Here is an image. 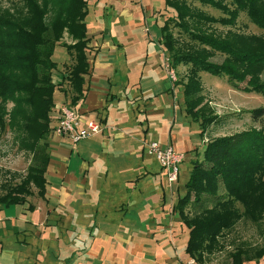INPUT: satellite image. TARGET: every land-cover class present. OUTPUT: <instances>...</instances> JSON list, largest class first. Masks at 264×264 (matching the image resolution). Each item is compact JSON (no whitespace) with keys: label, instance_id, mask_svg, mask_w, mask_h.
Listing matches in <instances>:
<instances>
[{"label":"crops","instance_id":"crops-1","mask_svg":"<svg viewBox=\"0 0 264 264\" xmlns=\"http://www.w3.org/2000/svg\"><path fill=\"white\" fill-rule=\"evenodd\" d=\"M169 9L164 0H86L92 48L85 51L89 69L83 74L84 94L73 105L81 120H98L104 128L74 142L72 152H66V137L49 131L46 185L38 199L47 205L44 218L49 216V223L39 233L35 222H42L43 212L38 206L13 205L23 209L18 218L6 214L10 225L23 235L35 228L36 235L34 241L17 240L9 248L0 243L3 264H26L31 251L38 264H188L179 232L184 223L173 208L176 199L165 191L163 173L157 180L148 176L153 170L142 151L149 130L158 135L168 124L170 132L173 123L189 119L160 66L164 47L159 25ZM119 67L125 72L118 73ZM171 134L173 142L171 135L153 139L169 141L176 151L174 145H182L180 161L190 167L189 137ZM26 212L30 222L21 219Z\"/></svg>","mask_w":264,"mask_h":264},{"label":"trees","instance_id":"trees-1","mask_svg":"<svg viewBox=\"0 0 264 264\" xmlns=\"http://www.w3.org/2000/svg\"><path fill=\"white\" fill-rule=\"evenodd\" d=\"M192 1L217 8L223 15L209 14ZM164 5L173 9L174 15L166 16L159 25V41L168 52L172 69L179 63L186 65L181 88L183 108L197 121L198 132L203 135L218 115L204 101L199 71L225 75L229 82H244L242 91L264 95V34L222 30L213 25H233L241 10L264 28V0H164ZM85 14L86 0H20L12 9L0 5V129L6 125L14 130L17 147L31 157L18 181L2 185L0 206L27 202L31 186L38 196H44L49 160L46 136L55 89L52 53L60 44L72 56L65 78L73 104L84 94L83 74L89 69ZM171 26L177 27V34ZM63 34L69 41L61 40ZM215 52L223 54L220 61L211 59ZM179 80L175 78L173 83ZM248 111L252 117L260 116L264 105ZM201 155V159L191 160L185 191L173 204L188 229L184 250L196 261L222 246L218 237L238 217L255 219L264 214L263 128L249 127L208 138ZM206 195L212 197V203L188 215L184 206L190 201L200 204ZM234 201L241 203L242 211ZM233 255L236 260L232 264L241 263L238 253Z\"/></svg>","mask_w":264,"mask_h":264},{"label":"rangeland","instance_id":"rangeland-1","mask_svg":"<svg viewBox=\"0 0 264 264\" xmlns=\"http://www.w3.org/2000/svg\"><path fill=\"white\" fill-rule=\"evenodd\" d=\"M226 1L229 2V0ZM19 3L20 0H0L1 6H6L11 9L13 7H17ZM192 3L214 16L223 15V13L217 8L211 7L209 5L200 4L197 1H192ZM230 6L232 5L230 4ZM167 11L169 13L168 15H174L173 9H169ZM213 25L222 30L230 28L235 31L247 34H264V28H261L255 23H253L245 14V12L241 10L238 12L235 18V23L233 25L223 26L217 23H213ZM171 31L174 34L178 33L176 26H171ZM61 40L69 41V38L65 34H63ZM87 48H89L87 50L88 53L90 52V49L92 47L89 45ZM167 53L168 52L163 48V56L160 62V66L164 71L165 77L167 78L169 83H171V90H173L172 92L174 94L172 96L175 97V95L177 94L178 97L174 99L177 100V105H181L183 104L181 88L186 65L179 63L173 69L174 79L181 78L178 84H174L169 74V70L171 69V67L169 64V58ZM165 56L167 58H165ZM52 57L56 61V66L51 70V76L55 83V93H53V102H61V97H63L62 99H64V101L62 102L66 103L67 100L70 99L71 91L69 88L68 80L67 78H65V75L67 74V67L70 65L73 59L71 54L67 52L64 47L60 44L55 45ZM222 57V53L215 52L211 59L214 61H220ZM117 70L118 73L119 71L125 72L124 68L119 67ZM199 78L201 80V93L204 96V101H206L207 104L213 109V112L218 115V119L208 126L203 135H200L198 132L199 129L197 121H194L190 118L188 119L187 117V120L186 122H184V124L173 123L170 132H168V124L165 126V131L158 135H155L152 130H149L147 140H155L153 139V137L162 138L169 135H171L172 137V131L180 134H185L189 137L188 143L193 144L192 148L190 149L192 155L191 159H201V151L208 138L217 135L235 133L237 131L249 127H262L264 131V113L260 116L252 117L250 112L248 111L252 107L264 105V95L254 91H242L240 87L244 84V82H229L226 79L225 75L218 76L209 74L204 71H199ZM261 78L264 80V70L261 73ZM112 89L113 85H111V90ZM117 92L121 93V90L118 88ZM154 101L157 102L158 100L155 99ZM53 112L54 110L52 109L51 115H54ZM52 117L50 119V123L53 122ZM155 131L157 130L155 129ZM14 134V130L10 129L6 125L3 129H0V193L3 191L2 185L18 181L19 177L25 172L26 166L31 158L28 152L17 147V142ZM47 138L48 135L46 136V139ZM66 140V145H64L66 152L74 151V146L76 145V143H72L68 139ZM83 140L84 139L79 142H82ZM147 140H142V144L144 143V141ZM174 146H176L178 151L183 150L182 145L180 146L177 144ZM142 151L146 160L148 161L147 163L149 168L153 170V172L151 171L148 173V176L157 180V178L161 177L163 174L161 173V169H159L160 167L156 162V159L153 155L145 153L144 150ZM178 151L175 150V152L179 153ZM138 154H140L139 151ZM188 163L189 162L185 160H183L182 162H178L177 181H174L170 188L167 183L164 184L165 191H169L170 198L172 199H176L177 197L182 196L185 191L184 183L188 177V172L190 169ZM81 172L82 171L80 170V173ZM31 190L32 193L26 197V201L32 204L33 206H38V209L43 212V216L41 217L43 218L42 222L38 223L37 219L35 224H37L39 233H44L46 230L42 231V229L50 220L49 216L47 219L44 218V208L46 209L47 205L43 204L44 206H41V204L38 202V199H40V197L36 194L35 188L33 186H31ZM223 191V187L222 185H220L218 192L221 193ZM211 198V196L206 195L204 197V200L200 204L193 203L192 201H190L184 206V210L187 212L188 215H190L200 210L203 206H209L212 203ZM169 203L172 204V202ZM171 204H169V207H171ZM13 205L15 206L19 204H11L8 207L0 206V243L1 247L4 245L5 248H9L12 244L14 245L17 240L34 241L33 234L36 235L35 228L33 229V232L31 234L27 233L26 235H23L16 232L15 229H18L17 226L10 225L8 218L5 217L6 214H15L13 217L18 218L19 210L22 211L23 209V205L20 207V209L19 206L14 207ZM234 205L238 208L239 211H242V205L240 202L234 201ZM30 217L31 216H29V214L26 212L24 217H22L21 219H25V222H30ZM17 223L18 220H16V225ZM177 231H179V229H177ZM187 231V227L182 224L181 229L179 231L181 232V235H184L183 240L181 242L182 245H184L185 240L187 238ZM15 234H17V237H15ZM35 238L37 239L35 241L40 240V238H38L37 236ZM218 238L222 246L219 249L213 250L212 252L204 253L205 255L203 256L202 261H199L200 264H232L234 260H236V256L233 255L234 253H238L237 257L241 261V263L239 264H264V214L260 215V217H256L255 219L246 218L244 217V215L238 217L234 224L230 228L224 230ZM8 250L12 251L13 248H10ZM182 251L184 252L183 249ZM5 254L8 255L9 253L7 252ZM31 255L32 251L26 254L25 258L30 259L26 261V264H38L35 262L37 258L33 260L32 257L35 256L32 255L31 257ZM1 261L3 260L0 258V263H2Z\"/></svg>","mask_w":264,"mask_h":264},{"label":"built area","instance_id":"built-area-1","mask_svg":"<svg viewBox=\"0 0 264 264\" xmlns=\"http://www.w3.org/2000/svg\"><path fill=\"white\" fill-rule=\"evenodd\" d=\"M165 58L167 57L165 56ZM169 74L173 80L174 71L172 68L169 70ZM52 109L54 110V115L50 114V119L53 116V122L50 123V131L66 137L72 143L99 133L104 128L98 120H81L80 113L76 106L69 102L61 103ZM142 147L145 153L153 155L157 160L161 173L165 175L169 186H171L174 181H177V164L181 160L182 155L175 152L169 141L161 143L156 140H147L144 141ZM193 262H195V260L192 257L187 260L188 264Z\"/></svg>","mask_w":264,"mask_h":264}]
</instances>
